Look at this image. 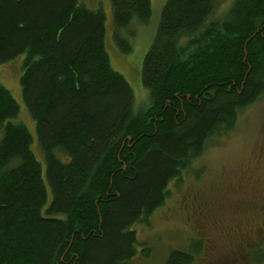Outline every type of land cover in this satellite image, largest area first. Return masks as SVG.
I'll return each mask as SVG.
<instances>
[{"label": "trees", "instance_id": "1", "mask_svg": "<svg viewBox=\"0 0 264 264\" xmlns=\"http://www.w3.org/2000/svg\"><path fill=\"white\" fill-rule=\"evenodd\" d=\"M224 1H167L141 72L150 106L136 111L133 89L111 66L103 8L0 0V66L25 57L23 101L47 168L46 182L32 133L15 122L21 106L0 84V264L136 257L131 228L165 204L209 140L264 97V0H234L213 18ZM111 5L112 37L128 54L122 31L147 26L152 2ZM199 251H173L165 264H193Z\"/></svg>", "mask_w": 264, "mask_h": 264}, {"label": "rangeland", "instance_id": "2", "mask_svg": "<svg viewBox=\"0 0 264 264\" xmlns=\"http://www.w3.org/2000/svg\"><path fill=\"white\" fill-rule=\"evenodd\" d=\"M82 1L91 10L104 9L111 66L133 89L135 110L148 108L150 96L143 87L141 72L168 0H151L153 12L147 26L135 22L122 31L121 36L132 47L128 54L121 53L112 37L111 0ZM233 2L225 0L213 18L226 15ZM24 60L21 56L0 66V84L21 106L15 122L24 124L32 133V150L42 164L47 182L36 124L23 101ZM0 135L1 138V132ZM180 183L169 185L170 195L165 204L147 223L131 228L138 245L137 255L130 264H165L173 251L197 249L200 251L193 264H264V97L239 114L232 132L208 141L202 155L183 172ZM52 198L49 187L48 204Z\"/></svg>", "mask_w": 264, "mask_h": 264}, {"label": "water", "instance_id": "3", "mask_svg": "<svg viewBox=\"0 0 264 264\" xmlns=\"http://www.w3.org/2000/svg\"><path fill=\"white\" fill-rule=\"evenodd\" d=\"M131 139H129V141H130Z\"/></svg>", "mask_w": 264, "mask_h": 264}]
</instances>
